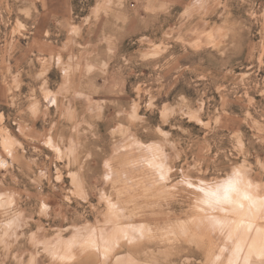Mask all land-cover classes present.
I'll use <instances>...</instances> for the list:
<instances>
[{
	"label": "rangeland",
	"instance_id": "374dc122",
	"mask_svg": "<svg viewBox=\"0 0 264 264\" xmlns=\"http://www.w3.org/2000/svg\"><path fill=\"white\" fill-rule=\"evenodd\" d=\"M0 264H264V0H0Z\"/></svg>",
	"mask_w": 264,
	"mask_h": 264
},
{
	"label": "bare ground",
	"instance_id": "6f19581e",
	"mask_svg": "<svg viewBox=\"0 0 264 264\" xmlns=\"http://www.w3.org/2000/svg\"><path fill=\"white\" fill-rule=\"evenodd\" d=\"M156 218H157V217H156ZM188 235L192 236L193 238H194V237H196V238H197V236H198V234H197V233L194 235V234H193V233H191V232H189V233H188ZM241 239H242V238H241ZM179 246H180V245H179ZM236 247H237V246H236ZM167 249H170V248H167ZM167 249H166V250H167ZM175 249H176V248H175ZM178 250H179V249H178ZM183 250H184V249H183ZM162 251H163V250H162ZM181 251H182V250H181ZM178 252H179V251H178ZM178 255H179V254H178ZM179 256H180V255H179ZM168 258H169V257H168Z\"/></svg>",
	"mask_w": 264,
	"mask_h": 264
}]
</instances>
